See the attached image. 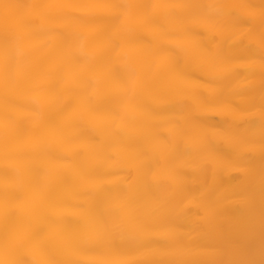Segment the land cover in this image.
Segmentation results:
<instances>
[{
    "label": "bare ground",
    "instance_id": "1",
    "mask_svg": "<svg viewBox=\"0 0 264 264\" xmlns=\"http://www.w3.org/2000/svg\"><path fill=\"white\" fill-rule=\"evenodd\" d=\"M0 264H264V0H0Z\"/></svg>",
    "mask_w": 264,
    "mask_h": 264
}]
</instances>
